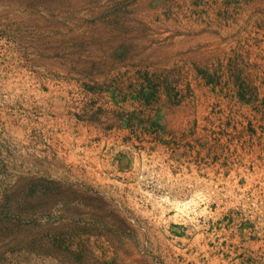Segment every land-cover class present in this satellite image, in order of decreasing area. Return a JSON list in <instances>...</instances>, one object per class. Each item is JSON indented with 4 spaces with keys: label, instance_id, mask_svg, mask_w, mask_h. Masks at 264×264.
Listing matches in <instances>:
<instances>
[{
    "label": "rangeland",
    "instance_id": "374dc122",
    "mask_svg": "<svg viewBox=\"0 0 264 264\" xmlns=\"http://www.w3.org/2000/svg\"><path fill=\"white\" fill-rule=\"evenodd\" d=\"M0 264H264V0H0Z\"/></svg>",
    "mask_w": 264,
    "mask_h": 264
}]
</instances>
